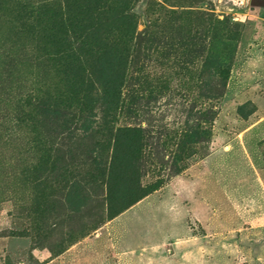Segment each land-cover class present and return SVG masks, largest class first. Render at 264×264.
Instances as JSON below:
<instances>
[{
  "label": "rangeland",
  "instance_id": "374dc122",
  "mask_svg": "<svg viewBox=\"0 0 264 264\" xmlns=\"http://www.w3.org/2000/svg\"><path fill=\"white\" fill-rule=\"evenodd\" d=\"M87 239L264 264V0H0V264Z\"/></svg>",
  "mask_w": 264,
  "mask_h": 264
},
{
  "label": "crops",
  "instance_id": "0c3cea01",
  "mask_svg": "<svg viewBox=\"0 0 264 264\" xmlns=\"http://www.w3.org/2000/svg\"><path fill=\"white\" fill-rule=\"evenodd\" d=\"M111 254L109 258L102 256L96 251L95 244L87 239L57 256H52L48 250H38L35 257L38 264H120L117 261L119 253Z\"/></svg>",
  "mask_w": 264,
  "mask_h": 264
},
{
  "label": "trees",
  "instance_id": "16d2710c",
  "mask_svg": "<svg viewBox=\"0 0 264 264\" xmlns=\"http://www.w3.org/2000/svg\"><path fill=\"white\" fill-rule=\"evenodd\" d=\"M139 99V98H138ZM144 133V132H143ZM147 134L144 133V136L145 137ZM138 143V147H139V159H137L136 161V165L137 166H140L142 168H148L149 166V161L151 160V152L153 151H159V147L157 145H148L149 144V141H136ZM118 144V142H117ZM152 165V163H151ZM137 169V167H136ZM113 178H112V175L109 173H104V176H103V179L99 182H96V181H92L91 182V185H96L97 183L101 184L102 185H105L106 186V189L107 191H105V197L102 199V201L100 202L101 205H109V204H113L114 202H117L119 201V199L117 197H115L112 193V191L110 190L111 188V184H113ZM79 186V185H77ZM110 187V188H109ZM156 190V186H152L150 189H147V191H145L146 195H149L152 191ZM90 197V194H86L84 195V199H83V202L84 203H87V198ZM89 200V199H88ZM139 201V200H138ZM131 204V203H129ZM131 205H126V204H123L121 203V209L119 211H115V212H112L108 218L110 220L116 218L117 216H119L124 210H126L127 208H129ZM61 253H63V251H61ZM60 252L55 254L54 256H57L59 254H61Z\"/></svg>",
  "mask_w": 264,
  "mask_h": 264
}]
</instances>
